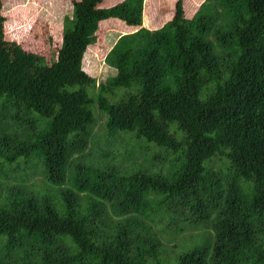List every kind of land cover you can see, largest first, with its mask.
I'll return each instance as SVG.
<instances>
[{"label": "trees", "instance_id": "16d2710c", "mask_svg": "<svg viewBox=\"0 0 264 264\" xmlns=\"http://www.w3.org/2000/svg\"><path fill=\"white\" fill-rule=\"evenodd\" d=\"M103 1L73 2L57 61L36 71L5 39L0 0V198L39 167L73 188L48 206L10 197L0 257L264 264V0H195L189 19L177 0L162 28L120 38L106 58L118 73L97 85L82 55L98 23L141 26L144 9V0L98 9ZM99 132L106 153L96 167L87 150Z\"/></svg>", "mask_w": 264, "mask_h": 264}, {"label": "rangeland", "instance_id": "374dc122", "mask_svg": "<svg viewBox=\"0 0 264 264\" xmlns=\"http://www.w3.org/2000/svg\"><path fill=\"white\" fill-rule=\"evenodd\" d=\"M74 1L79 0H2L3 5L1 13L6 19L4 23L5 39L16 43L20 48L22 58L26 60L34 70L40 71L44 67L52 66L57 61L58 52L62 46L63 40L60 36L61 24H63V20L66 16L72 17ZM123 1L124 0H104L98 9H109ZM146 1L152 2L150 6L151 13L148 15L147 20L148 24H150L149 26H154L158 20L161 21L160 25L158 24L159 26L156 28H149L144 22V18L147 17V15H145V11L147 10ZM198 1L201 3L204 0ZM173 2H175V0ZM194 3L195 0L185 1V17L188 19L191 18L197 10L198 5L195 7L192 6ZM171 4L168 1H164L163 6H161L157 3V0H144L141 26H131L127 24V26H122V29L117 30V32L113 29V19L116 18L112 17L101 20L98 23L99 30L95 33L96 43L88 44L84 48V53L82 55L83 70L92 78H96L97 85L116 76L118 70L106 64L108 53L114 48L122 36L124 37L136 33L142 28L153 31L163 27V25H165V18H163V20L160 16L168 12ZM119 96H121V93L116 90V94L112 96V99ZM100 117V123L103 125L105 123V116ZM99 130L100 129H98V131ZM103 135V132H99L93 142L94 144H91L87 150L88 162L96 163V167L103 161V155L106 153L104 146H102ZM100 144L101 147L99 146ZM81 160H85L83 156ZM143 161L146 166L151 167L148 163H145L144 159ZM88 162L87 164H89ZM6 167L4 171L8 176L17 174V170L13 165H8ZM152 168L155 169V167ZM38 174L39 175L36 177L31 176V179L27 180L25 183L20 182L21 185L18 182L14 183L17 186L13 187L8 194H6L5 198H0V207L3 205L10 206L8 202L9 198L17 193L19 194V192L25 193L30 199L34 198V205L45 203V205L48 206L47 202L59 201L61 199L65 202L64 199H67L66 196H64L66 195L65 190L73 189L72 185L68 182L66 184L48 182L46 180L47 178H45L43 167H39ZM2 245L8 246L9 242L4 241ZM14 249L24 251L18 247H14ZM6 258L7 257L1 254L0 264L9 263V259Z\"/></svg>", "mask_w": 264, "mask_h": 264}, {"label": "crops", "instance_id": "0c3cea01", "mask_svg": "<svg viewBox=\"0 0 264 264\" xmlns=\"http://www.w3.org/2000/svg\"><path fill=\"white\" fill-rule=\"evenodd\" d=\"M164 1H166V0H157V3L159 4V5H161V6H163V3H164ZM172 1H174V0H172ZM176 1V0H175ZM168 2L169 3H171V0H168ZM145 3H147V1L145 2ZM175 2H173V4H174ZM148 4H149V1H148ZM172 16H173V13H172V10H171V12L169 13V14H163V15H161L160 16V18L162 19V18H166V20H165V22L166 21H168V20H170L171 18H172ZM112 21V20H111ZM113 21H114V26H113V29L117 32V30H120V29H122V26H127L125 23H123V22H121V21H119V20H117V19H113ZM110 22V21H109ZM119 22V23H118ZM158 22V21H157Z\"/></svg>", "mask_w": 264, "mask_h": 264}, {"label": "clouds", "instance_id": "9594fccd", "mask_svg": "<svg viewBox=\"0 0 264 264\" xmlns=\"http://www.w3.org/2000/svg\"><path fill=\"white\" fill-rule=\"evenodd\" d=\"M166 1H168V0H166ZM186 1V0H185ZM173 2V1H172ZM171 2V3H172ZM176 2H177V0L175 1V3L173 4H171V7H170V9L168 10V12L167 13H165V14H169L170 12H171V10H172V13H173V16H172V18L170 19V20H168V21H166L165 22V24L167 23V22H169V21H171L173 18H174V15H175V6H176ZM185 4V3H184ZM72 12H73V7H72ZM117 20H119V21H121V22H123V23H125L123 20H120V19H118V18H116ZM165 20H166V18H165ZM126 24V23H125ZM127 25V24H126ZM164 26V25H163ZM162 28V27H161ZM98 30H99V28H98ZM97 30V31H98ZM158 30V29H157ZM62 32H63V24H61V32H60V36L62 37V39H63V34H62ZM110 67V66H109Z\"/></svg>", "mask_w": 264, "mask_h": 264}]
</instances>
